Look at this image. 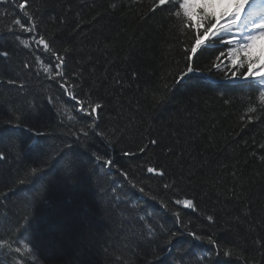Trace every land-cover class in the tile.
I'll return each instance as SVG.
<instances>
[{
    "label": "trees",
    "instance_id": "1",
    "mask_svg": "<svg viewBox=\"0 0 264 264\" xmlns=\"http://www.w3.org/2000/svg\"><path fill=\"white\" fill-rule=\"evenodd\" d=\"M18 2L0 0V236L26 238L24 264H264V108L227 78V48L198 50L177 83L194 29L179 30L172 5L28 0L29 33ZM64 84L101 108L81 112Z\"/></svg>",
    "mask_w": 264,
    "mask_h": 264
},
{
    "label": "snow or ice",
    "instance_id": "2",
    "mask_svg": "<svg viewBox=\"0 0 264 264\" xmlns=\"http://www.w3.org/2000/svg\"><path fill=\"white\" fill-rule=\"evenodd\" d=\"M166 5H172V11L170 15L177 19L179 22V30L184 33L186 30L194 29L193 42L190 45V54L186 56V68L178 73L177 83L183 81L185 77L198 71L194 66V58L198 54V50L213 48L216 49L218 45L221 49L227 48L228 63L225 67L230 71L229 80H241L246 87H255L258 92L260 107L264 108V46H261V42H264V0H154L153 10L156 7H162ZM18 7L23 11L25 22L21 19H16L14 24L18 25L24 32H34L37 30L35 18L26 9L29 7L28 0H22L18 2ZM9 31H14L9 29ZM19 39V37H17ZM32 40L37 46H42L43 50L48 53H52L55 59L59 62L55 67L60 68L63 63V57L54 51L50 42L44 35L37 34L32 37ZM20 43L24 47H29L27 40H20ZM186 52L189 49H185ZM7 50L0 52V56L8 57ZM224 51H220V55L216 57L219 61L221 56H224ZM27 66V65H26ZM43 71L52 74V69L42 64ZM213 68L220 70L221 63L214 62ZM241 69H246L241 71ZM63 73L56 71L55 77H62ZM53 77V78H55ZM8 83H15V81H8ZM67 94L76 101L81 112L87 113L89 116L97 112V109L101 108L100 104H85L84 101L78 100L77 97L70 90L67 84L62 85ZM167 87V86H165ZM157 100H162L163 97H156ZM51 102V98H49ZM247 111L249 113H255L256 107L249 106ZM73 117H69L72 119ZM248 119L251 120L252 116L249 115ZM15 128L25 127L21 122L20 117H16V122L8 121ZM25 130L33 133L35 136H43L45 133L38 131L32 127H25ZM86 135V133H85ZM102 135V133H97ZM150 143L155 144L157 141L152 140ZM127 154V153H126ZM6 154L4 151H0V161L6 160ZM97 160L102 159L100 156H96ZM106 165H111L112 160H105ZM149 173H157V169L148 167ZM40 172V169L33 167L30 170V175H36ZM159 175H164L163 172H159ZM127 177V173H124ZM20 184L25 183L24 179L19 180ZM167 187V185H166ZM144 191L143 188L140 189ZM177 204H183L185 208H193L192 200L185 199L183 201H176ZM178 217V214H177ZM212 219L211 216L208 217ZM196 240H201L202 237L191 233ZM208 242L213 244L214 241L211 237L208 238ZM11 243H17L19 241L10 242L6 239L0 238V248L11 249ZM24 251L31 254V249L28 245H24ZM18 257L16 264H20L21 261H26L27 257L21 255V247L17 246L14 250ZM225 256H229L230 252L225 251Z\"/></svg>",
    "mask_w": 264,
    "mask_h": 264
},
{
    "label": "bare ground",
    "instance_id": "3",
    "mask_svg": "<svg viewBox=\"0 0 264 264\" xmlns=\"http://www.w3.org/2000/svg\"><path fill=\"white\" fill-rule=\"evenodd\" d=\"M21 238L22 239L17 238V240L19 241V245L17 243H11V249H9L7 247L6 248H0V252L3 253V256L13 260L15 263L18 260V257L14 252V250L17 246L21 247V255L26 256L29 254V253L24 251V245L27 244L26 238H23V237H21ZM17 240H14V241H17ZM11 242H13V241H11ZM27 245L29 248H32L30 246V244H27ZM0 263H2V261H0ZM20 264H24V262L21 261Z\"/></svg>",
    "mask_w": 264,
    "mask_h": 264
},
{
    "label": "rangeland",
    "instance_id": "4",
    "mask_svg": "<svg viewBox=\"0 0 264 264\" xmlns=\"http://www.w3.org/2000/svg\"><path fill=\"white\" fill-rule=\"evenodd\" d=\"M261 46H264V42H261Z\"/></svg>",
    "mask_w": 264,
    "mask_h": 264
}]
</instances>
